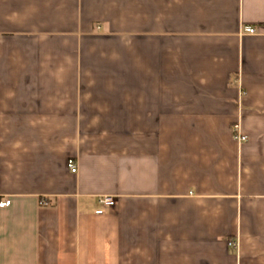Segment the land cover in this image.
<instances>
[{
	"label": "crops",
	"instance_id": "crops-1",
	"mask_svg": "<svg viewBox=\"0 0 264 264\" xmlns=\"http://www.w3.org/2000/svg\"><path fill=\"white\" fill-rule=\"evenodd\" d=\"M3 199L0 264H264V0H0Z\"/></svg>",
	"mask_w": 264,
	"mask_h": 264
},
{
	"label": "built area",
	"instance_id": "built-area-1",
	"mask_svg": "<svg viewBox=\"0 0 264 264\" xmlns=\"http://www.w3.org/2000/svg\"><path fill=\"white\" fill-rule=\"evenodd\" d=\"M245 33L249 34V35H255L256 31H255L254 28L247 27V28H245ZM233 136H234V139L238 140L239 142H246L248 140L247 136L241 134L238 126H235L233 128ZM68 167H69V169H70V171L72 173H76L77 170H78L77 164L72 159L68 161ZM113 202H114V199L112 197H104L102 199V203L105 204V205H111V204H113ZM10 205H11V200L10 199L0 200V208L1 209L7 208ZM231 246L236 247L237 244L235 242H232Z\"/></svg>",
	"mask_w": 264,
	"mask_h": 264
}]
</instances>
